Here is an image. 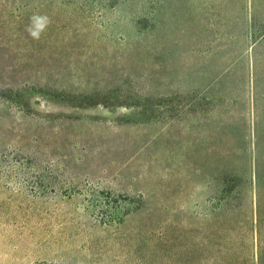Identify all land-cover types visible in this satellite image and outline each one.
<instances>
[{
  "label": "rangeland",
  "instance_id": "1",
  "mask_svg": "<svg viewBox=\"0 0 264 264\" xmlns=\"http://www.w3.org/2000/svg\"><path fill=\"white\" fill-rule=\"evenodd\" d=\"M0 234V264H264V0H0Z\"/></svg>",
  "mask_w": 264,
  "mask_h": 264
},
{
  "label": "clouds",
  "instance_id": "2",
  "mask_svg": "<svg viewBox=\"0 0 264 264\" xmlns=\"http://www.w3.org/2000/svg\"><path fill=\"white\" fill-rule=\"evenodd\" d=\"M49 23L50 20L47 16L34 15L31 17L27 31L32 38L39 39Z\"/></svg>",
  "mask_w": 264,
  "mask_h": 264
},
{
  "label": "trees",
  "instance_id": "3",
  "mask_svg": "<svg viewBox=\"0 0 264 264\" xmlns=\"http://www.w3.org/2000/svg\"><path fill=\"white\" fill-rule=\"evenodd\" d=\"M3 238H5V236H3L2 234H0Z\"/></svg>",
  "mask_w": 264,
  "mask_h": 264
}]
</instances>
